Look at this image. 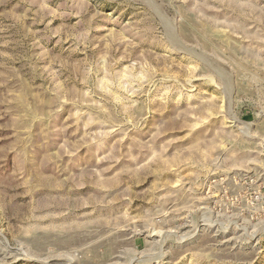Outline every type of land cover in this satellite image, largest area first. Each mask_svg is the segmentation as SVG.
I'll use <instances>...</instances> for the list:
<instances>
[{"label":"rangeland","instance_id":"1","mask_svg":"<svg viewBox=\"0 0 264 264\" xmlns=\"http://www.w3.org/2000/svg\"><path fill=\"white\" fill-rule=\"evenodd\" d=\"M0 264H264V0H0Z\"/></svg>","mask_w":264,"mask_h":264}]
</instances>
